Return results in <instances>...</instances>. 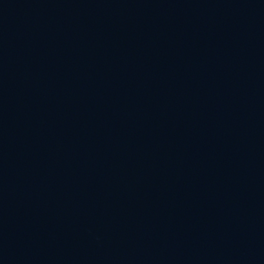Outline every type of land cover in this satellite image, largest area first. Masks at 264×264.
I'll return each instance as SVG.
<instances>
[{
	"label": "water",
	"instance_id": "95a60500",
	"mask_svg": "<svg viewBox=\"0 0 264 264\" xmlns=\"http://www.w3.org/2000/svg\"><path fill=\"white\" fill-rule=\"evenodd\" d=\"M0 264H264V0H0Z\"/></svg>",
	"mask_w": 264,
	"mask_h": 264
}]
</instances>
